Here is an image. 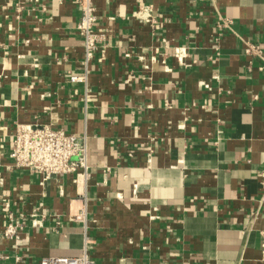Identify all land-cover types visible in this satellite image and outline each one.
<instances>
[{"label": "crops", "instance_id": "1", "mask_svg": "<svg viewBox=\"0 0 264 264\" xmlns=\"http://www.w3.org/2000/svg\"><path fill=\"white\" fill-rule=\"evenodd\" d=\"M144 1L152 22L134 0H94L106 53L72 83L75 0H0V205L20 225L4 237L0 214V264L77 256L85 239L95 264H264V0ZM34 122L85 141L87 180L12 168L15 126Z\"/></svg>", "mask_w": 264, "mask_h": 264}, {"label": "built area", "instance_id": "2", "mask_svg": "<svg viewBox=\"0 0 264 264\" xmlns=\"http://www.w3.org/2000/svg\"><path fill=\"white\" fill-rule=\"evenodd\" d=\"M40 0H34L39 3ZM137 8L133 13V18L146 22L153 21L151 15V6L145 4L144 0H134ZM204 2L207 0H196ZM79 10V18L75 25V30L83 41V63L84 70L82 73H70L68 80L72 83H86L87 65L92 61L95 55L99 58H104L107 49V30L98 29L95 24L97 20L96 7L94 0H75ZM40 4V3H39ZM17 18H20V13L24 6L18 2H12ZM40 6V5H39ZM40 10L44 7L40 6ZM230 20L223 18L218 13L216 24L219 27L228 28ZM244 52L247 54H258V49L251 43H246ZM128 53L125 54L128 57ZM174 55L178 61H182L185 53L182 48H174ZM153 137H149V141L153 142ZM147 161H150L152 149L146 146ZM128 156L132 155V150H128ZM9 157L12 161V168L24 170L28 174H36L40 177V183L56 178L63 174H81L83 180H87L88 162H87V146L84 140H80L74 133L65 131L62 128H55L49 124L28 123L16 124L15 132L9 147ZM109 168H105L104 172H108ZM4 184V177L0 174V185ZM134 189L136 186L134 185ZM9 201H5L0 205V214L3 210L7 213L3 220L2 234L4 237L19 239L20 225L14 221L13 214L9 210ZM32 225H41L45 215L39 212V207H33L29 214ZM156 215H151L150 218H156ZM74 221L86 223L85 217V202L79 212L73 215ZM58 223V222H57ZM260 256L264 261V229L260 231ZM89 241L84 240L82 251L77 256L56 257L44 256L41 257L38 264H95L89 253ZM0 258H4L0 254ZM21 257L15 256V261H19Z\"/></svg>", "mask_w": 264, "mask_h": 264}]
</instances>
